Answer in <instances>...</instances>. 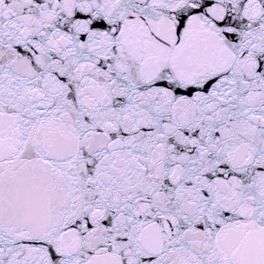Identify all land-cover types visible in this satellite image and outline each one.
Segmentation results:
<instances>
[{"label":"snow or ice","instance_id":"obj_1","mask_svg":"<svg viewBox=\"0 0 264 264\" xmlns=\"http://www.w3.org/2000/svg\"><path fill=\"white\" fill-rule=\"evenodd\" d=\"M0 264H264V0H0Z\"/></svg>","mask_w":264,"mask_h":264}]
</instances>
